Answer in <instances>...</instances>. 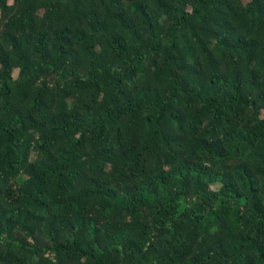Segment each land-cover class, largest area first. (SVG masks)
<instances>
[{"label":"trees","instance_id":"trees-1","mask_svg":"<svg viewBox=\"0 0 264 264\" xmlns=\"http://www.w3.org/2000/svg\"><path fill=\"white\" fill-rule=\"evenodd\" d=\"M0 264H264V0H0Z\"/></svg>","mask_w":264,"mask_h":264},{"label":"rangeland","instance_id":"rangeland-1","mask_svg":"<svg viewBox=\"0 0 264 264\" xmlns=\"http://www.w3.org/2000/svg\"><path fill=\"white\" fill-rule=\"evenodd\" d=\"M18 77V72H14V78L16 79Z\"/></svg>","mask_w":264,"mask_h":264}]
</instances>
